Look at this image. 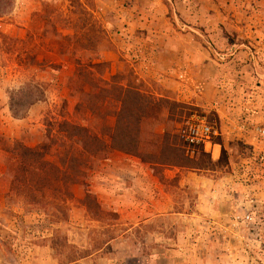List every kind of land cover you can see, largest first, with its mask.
I'll return each mask as SVG.
<instances>
[{"label":"rangeland","instance_id":"rangeland-1","mask_svg":"<svg viewBox=\"0 0 264 264\" xmlns=\"http://www.w3.org/2000/svg\"><path fill=\"white\" fill-rule=\"evenodd\" d=\"M107 2L108 9H104L99 0H0V49L7 48V45H2H5V38L26 40L29 34L42 37L45 33L47 40L44 43H51V48H48L36 38L27 45H20L22 53L33 51L41 54L33 63L31 60L21 63L18 53L13 50L11 53L7 50L0 52L1 133L35 147L45 139L48 127L45 118L53 117L55 106L59 109L63 100H68V111L74 113L79 97L71 96L69 69L54 72L50 68L42 69L40 64L47 55L55 64L60 63L57 50L61 47L56 43L65 36L80 33L95 37L98 30L93 22L96 21L105 34L99 52L102 61L110 64L106 78L117 73L131 74L134 84L142 85L145 93L168 100L160 103L155 117L143 123L142 156L115 152L97 165L94 176L86 185L74 187L72 210L60 215V219L64 217L67 221L53 218L52 210L39 213L15 208L10 211L2 200L0 264H43L45 255L41 250L45 248L53 249L59 264H69L92 255L93 258L83 261V264H208L209 254L213 252L207 239L201 237L208 232L196 231V224L216 223L221 215L198 214L192 218L180 215L179 212H184L183 207L197 206L201 197L200 188L194 186L196 193H192L181 186L180 181L189 176L208 178L209 183L201 189L216 195L231 171L230 153L225 149L224 158L220 155L217 160L203 148L193 154L188 153L180 130L190 117L202 116L201 111L188 104L159 97L157 83L145 82L139 77L122 50L124 36L121 32L125 31L122 15L131 2ZM84 4L87 9L81 8ZM81 10H86V14ZM39 15L50 22L45 28L36 21ZM68 20L73 21L69 27L66 26ZM111 21L113 25L109 26ZM45 50L47 54L42 53ZM90 55L87 53L86 56L90 58ZM31 80L44 89V101L25 110L23 118L15 119L9 110L10 99L14 91ZM128 82L129 79L124 83L123 77L118 80L120 86ZM2 167L0 163V171ZM172 191H176L171 201L176 202L175 208L171 204L169 206ZM88 195L93 197L92 201ZM213 200L211 205L216 207L218 198ZM213 233L210 238L219 235L226 239L223 259L226 263L232 257L227 253L232 249L228 240L233 238L226 229ZM234 259L230 264H250L246 259Z\"/></svg>","mask_w":264,"mask_h":264},{"label":"crops","instance_id":"crops-1","mask_svg":"<svg viewBox=\"0 0 264 264\" xmlns=\"http://www.w3.org/2000/svg\"><path fill=\"white\" fill-rule=\"evenodd\" d=\"M99 1L104 9L109 8L107 0ZM129 1L122 15L123 55L143 81L157 83L159 97L199 109L203 119L219 130L215 142L202 147L204 151L214 160L223 148L230 153L231 171L216 195L201 189L209 183L208 178L189 176L180 181L192 193H196L195 187L200 188L201 197L197 206L183 207L184 212L179 213L221 215L216 223L196 224V231L208 232L201 237L213 247L208 264L225 258L226 239L219 235L210 238L213 231L223 229L233 238L228 240L232 249L227 253L244 260L234 211L241 208V181L250 175L257 180L250 170L255 169L254 156L264 151V142L253 127L264 124V0ZM108 25L112 26V21ZM96 54L102 61L99 48ZM172 192L169 206L175 208L176 202L171 201L176 191ZM214 197L218 198L216 207L211 205ZM261 203L264 190L258 195L257 204ZM41 252L43 264H59L53 249ZM93 256L69 264H83Z\"/></svg>","mask_w":264,"mask_h":264},{"label":"trees","instance_id":"trees-1","mask_svg":"<svg viewBox=\"0 0 264 264\" xmlns=\"http://www.w3.org/2000/svg\"><path fill=\"white\" fill-rule=\"evenodd\" d=\"M81 8L87 9L88 6L84 4ZM81 12L86 14V10ZM69 20L67 27L73 22ZM36 21L41 28L50 23L43 15H39ZM93 24L98 30L95 37L80 33L65 36L56 43L61 47L56 49L60 63L55 64L47 55L40 64L42 69L50 68L54 72L69 69L71 96L79 97L74 113L68 111V100H63L59 109L55 106L53 117L45 118L48 126L45 139L35 147L0 132V163L3 166L0 202L4 200L10 211L15 208L39 213L52 210L53 218L67 221L64 217L60 219V215L72 210L74 187L86 185L94 176L97 165L115 152L142 156L143 123L158 114L161 102H168L145 93L142 85L134 84L131 74L121 76L117 73L106 78L110 64L100 61L96 54L105 34L97 21ZM36 38L51 48L49 41L44 43L47 34L42 37L29 34L26 40L5 38V45H2L7 48H1L0 52L7 50L11 53L13 50L18 53L21 63L25 60L37 62L41 54L22 53L19 49L21 44L27 45ZM42 53L47 54V51ZM87 53L92 57H87ZM122 77L124 83L127 79L130 81L125 86L118 84ZM44 97L45 91L38 82L24 83L10 99L11 116L23 118L27 109L44 101ZM225 155L223 148L221 157ZM88 197L93 200L91 195Z\"/></svg>","mask_w":264,"mask_h":264},{"label":"built area","instance_id":"built-area-1","mask_svg":"<svg viewBox=\"0 0 264 264\" xmlns=\"http://www.w3.org/2000/svg\"><path fill=\"white\" fill-rule=\"evenodd\" d=\"M260 141L264 142V124L253 125ZM180 130V136L187 145L188 153L193 154L199 148L213 144L219 136V130L202 116H192L187 119ZM254 156L257 180H242V189L239 191L241 208L234 211V226L239 235V242L244 247L245 259L250 264H264V203H258V195L264 190V151ZM253 164V161L251 165ZM232 256V255H231ZM235 257H229L225 263L219 260L216 264H229Z\"/></svg>","mask_w":264,"mask_h":264}]
</instances>
